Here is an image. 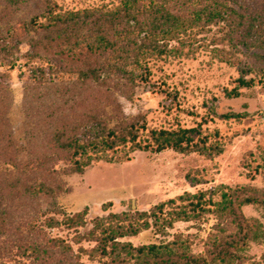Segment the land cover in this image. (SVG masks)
<instances>
[{"label":"rangeland","instance_id":"obj_1","mask_svg":"<svg viewBox=\"0 0 264 264\" xmlns=\"http://www.w3.org/2000/svg\"><path fill=\"white\" fill-rule=\"evenodd\" d=\"M53 1L56 12L62 13L113 9L121 0ZM228 25H192L181 36L186 41L182 52L148 58V71L139 70L147 79L139 75L135 84L123 86V93L84 81L77 70L57 71L48 55H27L31 50L28 36L21 37L16 62L1 54L0 195L13 204L16 220L37 215L45 236L61 238L76 253L80 246L89 250L100 246L87 236L101 238L106 228L130 229L149 221L148 228L118 240L135 247L176 240L179 262L197 259L201 264H218L219 252L234 241L229 235L234 232L226 229L214 211L215 203L223 199V191L264 186L263 174L257 170L264 159V82L259 75L264 62L254 55L257 50L243 46L242 29L233 33ZM171 44L179 45L177 41ZM67 64L72 69L81 67L72 61ZM240 76L254 78V83L239 87ZM235 87L237 95L232 91ZM95 110L111 127L120 119L139 121L145 127L137 143L90 152L91 164L78 171L71 154L52 147V138L65 130L68 135L71 126L78 131L88 119L87 112ZM181 128L196 129L191 143L197 144L195 148L155 151L153 130ZM46 156L52 159L44 168L24 167ZM16 177L25 184L46 182L63 211L47 210L53 200L50 195L17 198L11 189ZM160 204H164L162 211L154 209ZM86 208V225L69 227L67 218ZM143 212L146 215L139 217ZM242 212L264 223L263 211L256 206L245 205ZM51 217L59 221L54 227L46 222ZM247 246L230 248L228 256L234 264H253L264 257V239ZM107 248L111 250V243ZM115 255H102L97 248L93 258L85 253L81 261L117 264Z\"/></svg>","mask_w":264,"mask_h":264},{"label":"trees","instance_id":"obj_2","mask_svg":"<svg viewBox=\"0 0 264 264\" xmlns=\"http://www.w3.org/2000/svg\"><path fill=\"white\" fill-rule=\"evenodd\" d=\"M56 9L53 0H0V56L2 54L5 59L16 62L19 59L18 45L23 41L21 37L28 36L31 50L27 55H48L51 64H57V71L77 70L84 81H95L102 88H114L123 93V86L135 84L139 70L148 71V58L182 52L186 41L181 36L189 27L224 23L229 24L228 30L233 33L242 29L240 41L243 46L257 50L254 55L264 62V0H121L113 9L93 8L62 13L56 12ZM42 18L46 21L41 22ZM172 41H177L179 45H172ZM70 61L79 63L81 67L72 69L67 64ZM259 75L260 81L264 82V68ZM139 77L147 79L142 74ZM237 82L239 87H249L254 83V78L240 76ZM232 91L237 95V87ZM97 97L100 98L99 94ZM102 115L98 110L89 111L88 119L80 126L81 130L75 131L71 126L68 135H65V130L52 138V147L71 154L73 167L78 171L91 164L93 159L90 152L114 149L127 142L137 143L139 131L145 127L139 121L127 122L125 119H120L111 127ZM195 131V128L153 130L157 145L155 151L173 148L182 152L192 146L195 148L197 144H191ZM51 156L38 159L37 163H25L24 167L31 169L36 164L44 168ZM257 170L264 177V159ZM11 186L19 199L46 194L53 199L47 208L49 212H61L63 209L54 198V190L46 182L25 184L21 177H16L11 181ZM222 197L220 202L215 203L217 208L214 211L219 213L226 229L234 232L229 234L234 241L219 252L217 259L218 264H234L232 257L228 256L230 248L245 249L252 241L261 242L264 239V223L242 212L243 206L254 205L264 215V186L234 188L223 191ZM12 205L0 195V264H25L23 259H29V264H84L81 256L88 253L93 258L97 248L102 255L115 253L117 264L182 263L178 260L176 240L137 247L118 240L148 228L149 221L130 229L106 228L101 238L95 234L87 236L88 240L97 241L100 246L90 250L80 246L76 253L72 245L61 238L45 236L37 215L16 220L12 215ZM163 206L160 204L154 209L162 211ZM86 214L87 208L73 214L67 218V225H86ZM144 215L146 212L139 214V217ZM177 215L181 214L177 212ZM46 222L51 227L59 223L54 217ZM239 235L242 237L239 238ZM77 241L80 243L82 238ZM109 243L110 251L107 248ZM122 253L126 257L118 259L123 256ZM180 253L187 258L185 252ZM7 260L14 261L8 263ZM263 263L264 257L261 261L253 262ZM182 264L201 263L197 259L194 263L186 259Z\"/></svg>","mask_w":264,"mask_h":264}]
</instances>
